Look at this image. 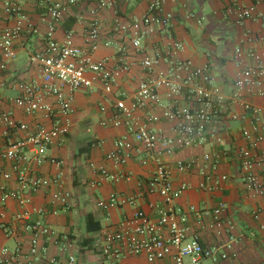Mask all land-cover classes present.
<instances>
[{"label": "crops", "instance_id": "crops-1", "mask_svg": "<svg viewBox=\"0 0 264 264\" xmlns=\"http://www.w3.org/2000/svg\"><path fill=\"white\" fill-rule=\"evenodd\" d=\"M153 1L80 0L75 6H65L61 20L56 23L48 16V5L50 2L66 5L67 0H0V24L13 26L15 23L13 16L5 14L7 2L19 4L25 17L21 35L15 43L18 59L0 82V106L3 111L11 113L17 123H26L30 128L43 121L51 125L44 115L28 116L15 104L21 96L19 84L41 82L40 66L31 63V57L46 50L50 28H54L53 39L56 42L63 43L71 36L77 46L87 49V27L97 21L101 36L94 60H104L109 68L116 70L120 67L123 51L130 65L129 71L121 75L113 93H105L100 84H96L92 90L76 92L71 132L58 146L48 151L41 165L32 164L41 177L61 176L62 191L72 196L68 207H55L57 214L32 217V221L41 220L57 233V239H50L46 244L45 240L41 242L47 247L42 257L32 259L29 255L32 235L27 224L15 221V215L20 211L17 203L9 201L3 205L0 199V223L5 222L11 231L8 236L0 229V247L7 248L9 256L18 255L20 264L28 260H33L34 264H48L51 259L58 264H67L70 256L75 257V264H110L101 257L97 246L106 232L117 230L140 211L157 221L153 206H164L163 199L157 195L141 194L144 191L142 184L150 179L156 166H142V155H136L124 165H116L106 156L116 150L119 140L126 138L134 141L126 125L114 126V116L116 103L124 100L127 106L132 105L137 88L147 79L140 65L144 53L160 58L158 70L167 71L170 65L164 59L176 43L182 44L183 49L175 53V59L191 61L194 68L208 67L214 86L225 100L209 126L207 143L179 150L164 159L172 171L174 187L184 183L193 187L174 202V207L187 216L188 239L198 238L208 247H229L228 259L218 262L207 260L203 264H264V195L246 188L239 159L242 150H251L254 170L264 177V144L251 149V140L242 135L244 130H248L253 133V140L257 136L253 131L252 112L245 110L244 103L259 108L264 119V97L249 95L244 90L240 98L235 101L231 99L241 67L256 66L259 62L254 55L261 56L260 63L264 66V42L260 40V37H264V21H246L238 25L234 17L228 14L229 7L250 6L253 4L251 0H165V10L173 15L171 26L147 38L144 52L136 53L129 34L121 35L118 28L141 20ZM256 9L258 13H263L264 4H257ZM188 14H193L194 19H187ZM182 76H186V73L183 72ZM167 94L166 89L160 90L165 106L175 102L177 107H189L185 96L171 101ZM48 102L54 104L53 100ZM148 112L149 109L139 114L141 122L160 135H173V124L163 119L161 109L151 112L157 117L154 123L146 121L145 113ZM233 115L237 118L233 119ZM0 130L3 134L0 137V153L11 142L24 136L23 132L17 130L9 135H6L4 128ZM205 155H211L213 161H204ZM27 156L31 159L34 153L29 152ZM216 156H220L217 162L214 161ZM194 159L200 162L190 172L178 171L177 163ZM13 166L12 162L0 161L1 169L13 176L9 182L0 176V195L3 189L19 188ZM101 169L124 178L118 182L104 181L92 186ZM218 176H225L227 180L215 190L199 188L202 183L212 186L214 178ZM55 189L53 187L51 191ZM113 194L136 200L131 205L109 211L98 207V202L108 200ZM32 197L34 206L52 211L50 191L40 190ZM222 203L226 205L222 214L223 224L217 227L213 212ZM191 208H195L196 212ZM256 213L261 214L259 219H255ZM89 216V227L92 229L98 224L100 230L91 233L87 230ZM166 263L172 264L169 259L155 264ZM117 264H148V261L145 255H126Z\"/></svg>", "mask_w": 264, "mask_h": 264}, {"label": "built area", "instance_id": "built-area-1", "mask_svg": "<svg viewBox=\"0 0 264 264\" xmlns=\"http://www.w3.org/2000/svg\"><path fill=\"white\" fill-rule=\"evenodd\" d=\"M80 0H67L66 5L50 2L48 16L59 22L62 18L65 6H75ZM128 1V0H127ZM250 6L233 5L227 12L233 16L236 24L242 25L246 21H264V12L258 13L257 4H264V0H251ZM104 4L102 3V6ZM165 0H154L148 7L141 20L129 25L120 26L118 32L121 35L129 34L132 47L136 53L144 52V41L162 32L171 26L173 15L165 10ZM5 14L13 16V26L0 24V82L4 78L9 67L16 63L17 51L15 43L19 39L25 17L21 14V7L14 2H7L4 8ZM187 19H194L193 14H188ZM54 28L48 33L46 50L31 57V63L37 64L41 69V82H24L18 85L21 96L15 104L28 116L42 114L49 119L51 125L43 122L36 123L32 128L26 123H17L11 113L5 112L0 106V129L4 128L6 135L17 130L24 133L19 139L11 142L0 153V161L14 163L17 190L3 189L0 195L1 203L6 205L9 201H15L20 211L15 215V221L27 224L31 232L32 240L29 255L32 259H38L47 252V247L42 241L57 239V233L41 220L32 221V217H43L47 214H57L55 208L58 205L68 207L71 194L61 189V176L52 178L41 177L38 171L33 169L32 164L41 165L49 150L58 146L60 142L71 132V116L74 113L75 94L81 89L92 90L96 84H100L107 94L113 93L119 85L120 77L130 69L126 54L122 51L120 67L113 70L108 67L106 61H95L93 55L100 45V26L97 21L91 22L86 31L87 49L77 46L71 36L63 43L53 39ZM264 42V37H260ZM183 49V45L176 43L164 59L169 63L167 71L158 70L160 58L144 53L141 60V68L147 79L142 82L135 92L133 103L127 106L124 100L116 103L114 126L126 125L133 136V142L121 139L116 144V150L107 154L106 158L116 165H124L136 155H142V166L154 164L155 171L142 187L143 193L148 196L157 195L163 199L164 206H153L157 213V221L150 219L144 212H137L129 221L111 232H106L98 243V251L101 257L110 264H117L126 255H145L148 264L167 261L172 264H203L204 261L213 262L228 259V246L208 247L198 238L187 237V216L181 214L174 207L186 191L193 189L192 185L184 183L174 187L172 171L165 162V157L174 155L177 151L201 146L208 142L209 126L217 117L218 108L223 105L224 97L213 84V76L208 67L194 68L191 61L182 62L175 59V53ZM240 54V52L238 53ZM259 62L253 67H241L240 73L235 80V92L232 101L241 97L242 91L246 90L249 95L264 97V66L260 63L261 56L254 55ZM185 72L186 76H182ZM168 91V98L175 101L178 97L185 96L189 101V107L180 108L171 102L165 106L160 97V90ZM53 100L54 104L48 101ZM244 108L252 112L254 119L253 131L257 134L253 140V133L244 130L242 135L251 140V149H256L264 144V119L261 110L244 103ZM145 113L148 123L157 121L151 112L154 109L162 110V117L173 124V135L165 136L153 131L147 124L141 122L139 114ZM233 119L237 116L233 115ZM261 128V130H260ZM3 134L0 130V137ZM34 156L29 159L28 153ZM220 156H216L217 162ZM240 164L243 170V181L246 188L264 195V177L254 170L252 151L245 149L240 152ZM203 160L211 162V155H205ZM33 162V163H32ZM199 159L177 163L176 167L181 173L190 172ZM216 164V163H214ZM25 165V166H22ZM97 179L91 185L98 186L101 182H118L123 176L109 173L105 169L97 172ZM0 176L9 182L13 178L11 173L1 169ZM129 178V177H126ZM227 180L225 176L214 178L211 186L202 183L199 188L205 191L215 190L221 182ZM55 190H52V188ZM40 190L50 191V203L52 211L41 209L33 204L32 195ZM135 198H127L111 195L108 200L98 202V207L109 211L120 206L131 205ZM226 209L225 204H220L213 212L217 227L223 224L222 214ZM196 212L195 208H191ZM201 215V212L198 213ZM260 213L254 215L259 219ZM30 222V223H28ZM0 229L10 235L11 231L5 222L0 223ZM264 230V226H262ZM7 248L0 247V264H20L18 255L9 256ZM28 260L22 264H34ZM76 259L70 256L67 264H75ZM48 264H58L51 259ZM168 264V263H166Z\"/></svg>", "mask_w": 264, "mask_h": 264}, {"label": "trees", "instance_id": "trees-1", "mask_svg": "<svg viewBox=\"0 0 264 264\" xmlns=\"http://www.w3.org/2000/svg\"><path fill=\"white\" fill-rule=\"evenodd\" d=\"M127 1V0H126ZM91 221V216H89L88 218H87V230L91 233V232H96V231H98V230H100V226L98 225V224H96V226H94V228H90L89 227V222Z\"/></svg>", "mask_w": 264, "mask_h": 264}]
</instances>
